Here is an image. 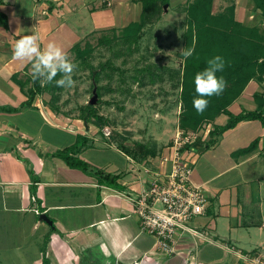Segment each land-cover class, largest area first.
Segmentation results:
<instances>
[{"label": "crops", "instance_id": "crops-1", "mask_svg": "<svg viewBox=\"0 0 264 264\" xmlns=\"http://www.w3.org/2000/svg\"><path fill=\"white\" fill-rule=\"evenodd\" d=\"M189 2L169 0L165 8L186 14ZM139 3L0 0L9 24L7 29L0 23V264H43L45 258L49 264H189L190 259L197 264L264 263L260 120H243L210 147L199 142L187 152L194 161L192 181L210 200L206 214L193 225L208 227L209 237L185 234L179 242L182 253L164 254L155 249V236L142 229L133 199L151 185L155 173L170 169L161 159L167 143L139 145L142 149L129 145L127 151L106 142L93 122L46 112L42 92L26 104L33 87L31 64L14 58L16 40L38 33L41 48L55 42L70 54L92 34L139 21L143 6L134 20ZM232 5L237 20L264 22L252 0H216L215 11ZM258 91H264V80H251L230 111L256 109ZM228 118L223 113L214 122L224 125ZM256 139L253 151L238 152ZM71 147L77 150L70 155L91 169L66 161L60 151ZM98 169L119 175V187L101 184Z\"/></svg>", "mask_w": 264, "mask_h": 264}, {"label": "rangeland", "instance_id": "rangeland-1", "mask_svg": "<svg viewBox=\"0 0 264 264\" xmlns=\"http://www.w3.org/2000/svg\"><path fill=\"white\" fill-rule=\"evenodd\" d=\"M136 8L134 20L139 19L141 3ZM155 19L136 38L124 37L122 29L98 32L83 40L81 48L89 47L92 53L83 58L76 51L69 54L77 64L75 87L43 92V109L82 118L83 108L93 103L109 120L112 134L106 142L111 146L127 150L129 145L147 147L165 142L168 147L181 127L185 109L180 49L186 48L188 17L182 10L165 8ZM247 25L258 26L264 33V22Z\"/></svg>", "mask_w": 264, "mask_h": 264}, {"label": "trees", "instance_id": "trees-1", "mask_svg": "<svg viewBox=\"0 0 264 264\" xmlns=\"http://www.w3.org/2000/svg\"><path fill=\"white\" fill-rule=\"evenodd\" d=\"M140 1L143 6L142 16L139 21L126 26L122 34L126 38H136V34L152 21L160 18L169 0H135ZM216 0H190L185 9L188 17V27L185 32L186 48L195 49L192 57L184 58V75L182 101L185 109L181 114L180 125L184 129H198L206 122H213L223 113L228 114L226 124H215L208 140L203 141L204 148L215 144L218 137L228 129L234 128L243 120H260L264 125V91L254 94L257 108L254 110H243L233 113L229 107L244 92L249 82L253 79L264 80V33L258 26H249L236 19L235 7L232 5L224 11H215ZM256 9H260L264 18V0H252ZM0 23L9 28L7 15L0 11ZM121 37V36H120ZM105 38L103 37V40ZM90 50V51H89ZM72 51H76L79 57H85L91 48H81V43L76 45ZM215 55H221L226 66L223 72L217 73L227 81V86L219 96L206 97L209 105L203 114H198L193 107V99L197 97L194 85L196 73L202 71L207 66V60ZM59 79V77H57ZM32 80V79H31ZM33 82V81H32ZM59 87L50 84L42 87L39 83L33 82L30 88L29 99L26 104L31 105L39 93L51 90L57 91ZM57 89V90H56ZM82 119L88 123L93 122L98 127L103 128L108 125V119L101 116L93 103L85 106ZM259 140H254L249 146L239 149L240 153L253 151ZM142 146V145H141ZM76 147H71L60 151L66 161L74 167L89 170L92 167L88 162L70 155L76 151ZM101 184L119 187L117 179L119 175L106 172L105 170H95ZM35 190V186L32 187ZM47 258L43 264H49Z\"/></svg>", "mask_w": 264, "mask_h": 264}, {"label": "built area", "instance_id": "built-area-1", "mask_svg": "<svg viewBox=\"0 0 264 264\" xmlns=\"http://www.w3.org/2000/svg\"><path fill=\"white\" fill-rule=\"evenodd\" d=\"M112 5L113 0H103ZM215 124L206 122L195 130L179 127L172 143L163 153V163H170L167 172H157L151 185L133 199L142 229L156 238L155 249L164 254H180L179 242L189 234L193 238L209 237L208 227L194 226L190 221L206 214L209 197L204 190L193 183L194 161L188 151L200 140H207ZM106 137L112 130L109 126L100 128ZM256 264H264L255 260ZM136 264H139L137 262ZM189 264H197L190 259Z\"/></svg>", "mask_w": 264, "mask_h": 264}, {"label": "clouds", "instance_id": "clouds-1", "mask_svg": "<svg viewBox=\"0 0 264 264\" xmlns=\"http://www.w3.org/2000/svg\"><path fill=\"white\" fill-rule=\"evenodd\" d=\"M38 33L24 35L16 40L13 47V56L18 61L31 64V79L39 81L42 87L55 83L56 87L73 88L75 80L73 73L77 64L69 54L55 42H48L41 48ZM181 55L187 59L193 56L195 49H180ZM226 62L221 55H215L207 60V66L194 77L197 97L193 99V107L198 114H203L209 105L206 97L219 96L227 86V81L217 73L223 72ZM59 77V79H57Z\"/></svg>", "mask_w": 264, "mask_h": 264}, {"label": "water", "instance_id": "water-1", "mask_svg": "<svg viewBox=\"0 0 264 264\" xmlns=\"http://www.w3.org/2000/svg\"><path fill=\"white\" fill-rule=\"evenodd\" d=\"M93 102H94V99H93Z\"/></svg>", "mask_w": 264, "mask_h": 264}]
</instances>
